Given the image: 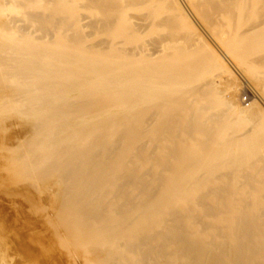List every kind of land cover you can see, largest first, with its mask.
Segmentation results:
<instances>
[{
    "label": "bare ground",
    "instance_id": "obj_1",
    "mask_svg": "<svg viewBox=\"0 0 264 264\" xmlns=\"http://www.w3.org/2000/svg\"><path fill=\"white\" fill-rule=\"evenodd\" d=\"M196 24L264 101V0H0V183L41 213L0 264H264V113Z\"/></svg>",
    "mask_w": 264,
    "mask_h": 264
},
{
    "label": "rangeland",
    "instance_id": "obj_2",
    "mask_svg": "<svg viewBox=\"0 0 264 264\" xmlns=\"http://www.w3.org/2000/svg\"><path fill=\"white\" fill-rule=\"evenodd\" d=\"M196 25H197L198 31H200L201 34L202 33L204 34L203 37H205L204 40L207 43V45L209 47H211L213 50H215V52L219 56H221L222 59H224V62H226L228 68H230V70L233 71V73L236 75L238 82L240 83L241 89H242L241 95L238 98L239 105L241 107L247 108V106L249 104H251L252 102L255 101L256 104L258 103L257 105L260 107V109L264 113V101L256 92V90H255L256 88L254 87L255 85H253V83L250 82L249 79L242 72H240V70H239V68H237L238 66L234 62V60L232 58L230 59V57L223 54V52L220 50V48L216 44H214L213 41H211V39L205 34V32H203V29L201 30L200 26L198 24H196ZM245 99H247V101H244ZM8 117H10V119L7 118L8 120H6V121L4 120L3 123L0 122V130L2 128V130L0 131V144L11 145L12 143H15L17 141V139H19L22 135V133H21V131H22V129H21L22 128L21 127L22 126V120H20L19 118L16 119L15 115L12 117L11 116H8ZM13 117L15 119H13ZM18 125H21L18 127L19 129L17 128ZM5 128H7V129H5ZM15 138H16V140H15ZM5 139H6V142H3V140H5ZM15 184H16V180L13 178H11L9 181H7L4 184L0 183V228H2V232L4 231L3 232L4 234L7 233L6 235H4L2 233L3 237H7L6 239H9V240L13 239L17 235L23 236L26 232V229H27V232H30L29 234H31L32 231L31 230L28 231V230L31 229L33 226H37L38 220H39V215L41 214L37 211L34 212L31 204H29V203H26V202L23 203V201H21V200L16 199L17 200L16 201L15 198L10 199V197L9 198L5 197L4 191L10 190V188L11 189L14 188ZM45 186H47V185H45ZM46 193L48 196V200L46 202H42V205L37 206L38 211L42 210V209L46 211V210L50 209L51 205H53V203H54V201H53L54 200V198H53L54 193L51 190L47 191ZM3 228H4V230H3ZM23 229H25V230H23ZM44 232H46V231H44ZM41 239H42V243H43V240H45L44 243L48 242L45 238H41ZM28 245H29L28 248L30 249L28 251L32 252V254H33L31 260L28 262H23L22 259L19 258L20 256H18L16 258L13 257L14 260L8 259L11 262V264H18V263H20V264H44L43 263L44 259H43V261L41 259L42 262H39L40 258H42L38 253L39 247L37 246L38 249L35 248L36 246L33 244L35 246L34 247L30 241L28 242ZM17 258H19V259H17Z\"/></svg>",
    "mask_w": 264,
    "mask_h": 264
},
{
    "label": "built area",
    "instance_id": "obj_3",
    "mask_svg": "<svg viewBox=\"0 0 264 264\" xmlns=\"http://www.w3.org/2000/svg\"><path fill=\"white\" fill-rule=\"evenodd\" d=\"M244 101H247V99H245Z\"/></svg>",
    "mask_w": 264,
    "mask_h": 264
}]
</instances>
